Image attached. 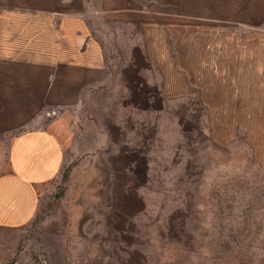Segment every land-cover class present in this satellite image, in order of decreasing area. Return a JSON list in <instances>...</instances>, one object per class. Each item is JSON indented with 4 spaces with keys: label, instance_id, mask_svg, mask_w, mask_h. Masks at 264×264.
Returning <instances> with one entry per match:
<instances>
[{
    "label": "rangeland",
    "instance_id": "obj_1",
    "mask_svg": "<svg viewBox=\"0 0 264 264\" xmlns=\"http://www.w3.org/2000/svg\"><path fill=\"white\" fill-rule=\"evenodd\" d=\"M250 1L117 2L56 173L14 174L0 139V264H264V128L237 69Z\"/></svg>",
    "mask_w": 264,
    "mask_h": 264
},
{
    "label": "crops",
    "instance_id": "obj_2",
    "mask_svg": "<svg viewBox=\"0 0 264 264\" xmlns=\"http://www.w3.org/2000/svg\"><path fill=\"white\" fill-rule=\"evenodd\" d=\"M94 1L99 2L0 0V139L11 137L14 174L28 175L35 184L54 175L73 148L74 108L85 87L101 79V28L109 26L102 21L126 11L117 2L127 0L103 8ZM259 1L239 13L248 17L238 18L237 69L240 79L253 81L254 127L264 128V0ZM56 109L63 115L47 119Z\"/></svg>",
    "mask_w": 264,
    "mask_h": 264
},
{
    "label": "built area",
    "instance_id": "obj_3",
    "mask_svg": "<svg viewBox=\"0 0 264 264\" xmlns=\"http://www.w3.org/2000/svg\"><path fill=\"white\" fill-rule=\"evenodd\" d=\"M49 114H57L56 110H53L52 112H50Z\"/></svg>",
    "mask_w": 264,
    "mask_h": 264
}]
</instances>
